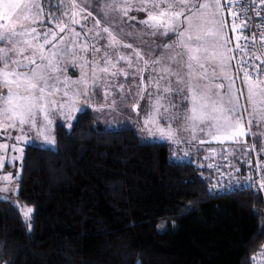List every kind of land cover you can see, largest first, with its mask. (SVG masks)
I'll return each instance as SVG.
<instances>
[{
  "label": "trees",
  "instance_id": "trees-1",
  "mask_svg": "<svg viewBox=\"0 0 264 264\" xmlns=\"http://www.w3.org/2000/svg\"><path fill=\"white\" fill-rule=\"evenodd\" d=\"M56 142L24 150L17 199L33 206L31 228L0 200V264H250L264 241L262 195L213 191L205 167L172 161L164 143L154 160L131 129L102 130L89 111L58 125ZM161 174L173 200L234 222L173 204Z\"/></svg>",
  "mask_w": 264,
  "mask_h": 264
},
{
  "label": "rangeland",
  "instance_id": "rangeland-1",
  "mask_svg": "<svg viewBox=\"0 0 264 264\" xmlns=\"http://www.w3.org/2000/svg\"><path fill=\"white\" fill-rule=\"evenodd\" d=\"M64 3V0H60ZM151 0H130L131 7L127 12L126 16L121 19L120 13L109 12L108 16H105L101 11L102 4L100 0H67V3L72 5V7H58V0H35V3L40 6L41 12L37 18V21L33 23L31 17L29 23H33V27L36 28L37 32L40 33L44 29H50L53 33L59 32V27H64L66 24L70 23V19L80 21L79 24H71L72 33H80V37L77 40L74 35L71 39L75 41L76 47L79 48L83 44L95 45V47L100 48V53H92L91 49L89 51H72L65 56V60L61 62L58 66L62 69V75L60 73H55L54 75L59 76L60 83L56 84V87L60 89L56 93L55 99L58 104L65 105L62 110L53 111L49 116L51 123H48L44 119L45 113L42 111L35 124H25L20 125L17 121L16 127H9L6 132L0 131V144L8 145L7 148H0V189H9L8 191H0V200H6L13 205H15L25 223H27L28 230L31 228L29 217L24 216L25 207L33 209V206L22 203L17 199L18 190V179L21 176L22 162L24 156V150L27 146H38L43 148L55 149L57 147L56 142V127L58 125H63L70 129L75 119L72 117H77L81 112V108H85L89 111L93 117L94 125L100 126L102 130H123L131 129L139 138V140L146 144L151 156L155 160L154 146L158 143H164L168 146L170 152V159L172 161L179 162H191L196 164L201 170L205 167L206 171L203 174L209 179H213L215 182L218 181V176L221 172L228 170L229 166L233 169L242 167L239 163L242 160L245 162L250 154V147L252 145L261 147L264 144L262 135L257 136L254 125L248 129V124L246 123L251 115V108L243 114V119L245 122V136L240 138V144H235L232 141H226L224 145H220L216 141L211 143L200 144L199 139L211 140V137L198 136L197 141H193L188 133H178V137H187V139L178 138L176 140L169 139L166 136V130L168 125L163 121L159 120V123L155 122V117H153L152 124H146L145 121L148 119V112L150 111L149 98L147 92H156L159 74H163L168 80L172 81V86L176 87L177 77L171 76V72H177L178 68L176 65L168 63L164 65H152V59L159 58L164 49L162 45H171L178 40V36L174 33H169L168 36L163 35H150L151 29L145 24L140 23V21L147 20L149 17V11L139 10L137 11L136 5L141 3H150ZM196 2V0H193ZM204 4H213L214 7H208L204 12L211 16L213 12L216 13L215 23L210 22L204 26V31L207 28L212 27L215 31L219 32V36L216 38L208 37L204 41V47L207 49L208 57L215 59H209L207 62L201 56V63H204V67L207 70V80L201 79L200 82L204 84L219 85L224 84L225 86L232 83L235 79V88L232 85L233 92L237 89H241L245 92V97L247 94V89L242 80L245 79L243 73H239L235 66L233 65V44L238 39H240V31L237 27L228 26L226 23V16L222 9V0H200ZM118 7H129L127 4L118 5ZM90 14V15H88ZM152 14H156L153 12ZM85 16H88L85 19ZM53 17H58L59 19H53ZM223 20V30L219 29V21ZM99 20L100 23L96 24L95 21ZM43 22L42 24L40 22ZM111 24L118 25L116 28L110 27ZM59 26V27H58ZM104 27H109L110 32L116 37V41H113L111 37L106 39H101L97 42L93 39V33H101ZM199 26L194 25L193 31L186 33L191 35L193 38L196 35H203L202 31H198ZM236 30H233V29ZM92 30V31H89ZM31 29H29V32ZM87 33V36H85ZM125 33H130L131 35L124 36ZM65 37L69 36V33H63ZM25 40L31 42L34 38L32 36H27ZM49 41L53 40V36L48 37ZM227 41V43H226ZM109 43H113L116 51L112 52L108 56L106 63H101V58L105 55V46ZM124 45H131V48L125 47ZM161 46V47H158ZM4 44H0V48H4ZM32 49L36 50L28 51L25 56L29 58H39V55L43 53L48 55L51 49L44 42L43 39H36L35 43L31 45ZM60 47H64L60 44ZM196 47V45H192ZM179 48H174L169 54L171 56H176L179 52ZM135 53H140L143 55V60H137L135 58ZM147 55H144V54ZM223 53V62L221 63L220 56ZM123 56L124 59L120 60L119 57ZM19 57H13V59H18ZM187 59V57H185ZM92 61L93 63H89ZM129 62H131V67H129ZM147 62V67L145 66ZM107 67L108 72L104 73L103 68ZM153 67L155 70L153 71ZM164 69H168L165 72ZM116 72L117 75L112 76V73ZM203 70L199 69L194 62L193 76L194 78L201 77ZM128 73V75H125ZM213 73H215L216 79H213ZM103 78L106 83L101 84L97 81L96 85L93 86V76ZM180 77L184 76L183 72H180ZM151 76V81L149 77ZM3 76L0 75V80ZM11 79V77H9ZM65 80L69 81V88H75L76 86L72 82L82 81L86 82L88 85V91L86 94H81L79 96L73 95L69 91L67 97L63 96V92L66 90L63 82ZM55 83V81H54ZM111 85L112 87H109ZM118 85H123V88L118 87ZM161 93L164 87H168L166 81H160L159 84ZM183 87V85H180ZM83 91L81 85L80 88ZM223 91V90H221ZM143 96V98H140ZM241 97V104L246 105V98ZM171 101L177 105V109L174 111H183L185 108H190L191 104L181 100L179 93H173L170 97ZM153 101L155 96H153ZM115 101V105H113ZM133 105H138L134 107ZM70 113V115H69ZM179 122L172 124L173 128H176ZM71 125V127H70ZM5 125L0 124V129H3ZM160 129H163L165 134H162ZM257 137H260L257 139ZM243 148V150H241ZM215 149L213 153L211 150ZM22 150V151H21ZM190 153L194 156H188ZM257 154V152H255ZM258 155H256V158ZM264 156L261 157L263 159ZM214 165L209 169L208 165ZM248 166L250 164L246 162ZM157 168L158 164H156ZM217 168L219 171H217ZM209 169V170H208ZM160 170V169H159ZM245 172V170H244ZM11 176L10 180H4L3 177ZM242 174L234 176H241ZM162 182L164 188L166 189L169 198L173 204L181 207L195 210L201 214L210 215L213 217L221 218L227 222H234L233 220L219 215L217 213L202 209L194 208L189 204L184 202L173 200V197L168 190V185L166 184L164 176L161 174ZM211 180V186H213V191L226 193L236 189L235 186H229V182L225 184L218 183L217 186ZM215 186V187H214ZM263 201H264V197ZM249 227L248 225H246ZM251 228V227H250Z\"/></svg>",
  "mask_w": 264,
  "mask_h": 264
},
{
  "label": "snow or ice",
  "instance_id": "snow-or-ice-1",
  "mask_svg": "<svg viewBox=\"0 0 264 264\" xmlns=\"http://www.w3.org/2000/svg\"><path fill=\"white\" fill-rule=\"evenodd\" d=\"M246 2V0H235V3ZM102 4L101 11L105 16H108L109 12L120 13L121 19L127 15L129 11L130 0H100ZM233 0H228V4L231 5ZM127 4L129 7H118V5ZM213 4H204L200 0H151L150 3H141L136 5L137 11L146 10L149 11V17L147 20L140 21L151 29L150 35H163L168 36L169 33H174L178 36V40L171 45H162L164 52L159 58L150 59L152 65H164L174 64L177 66V72H171L170 75L177 77L175 83L176 87L172 86V81L168 80L163 74H159V78L156 81L157 91L147 92L149 98L150 111L148 112V119L146 124L153 123V117L155 122L159 123V120H163L167 125L166 136L169 139L176 140L178 138L187 139V137H178V133H188L193 141L198 140V136L211 137V140L199 139L200 144L211 143L216 141L220 145H224L226 141H232L235 144H240V138L245 136V122L243 114L251 108V115L246 122L250 133L251 127L255 124L259 126L264 124V61L257 67L256 65L250 66V71L245 72V79L242 80V84L246 86L247 94L241 89H237L233 92L232 84L225 86L224 84L202 85L200 80H207V70L204 67V63H201L200 53L203 54V59L207 62L209 59H215V57L209 58L207 49L204 47V41L208 37L216 38L219 36V32L215 31L212 27L207 28L204 31V26L210 22L215 23L216 13L213 12L211 16H208L204 10L208 7H214ZM58 7H72V5L64 0L61 3L58 0ZM251 10V7L241 11V15H245ZM41 12L39 5L35 3V0H0V44H4V48H0V75L3 79L0 80V124L5 125L0 131L6 132L9 127L15 128L16 123L20 125L35 124L40 113H45L44 119L51 123L49 116L56 110H62L65 105L58 104L54 98L56 93L60 91L56 87V84L60 83L59 76L55 73H62V69L58 67L62 61L65 60V56L70 51H89L92 53H100L101 49L95 47V45L83 44L79 48L76 47L75 41L71 39L74 35L78 40L80 33L71 32V24H79L80 21L70 19V23L64 27H59L58 33H53L50 29H44L38 33L36 28L33 27V23L37 21V18ZM155 12L156 14H152ZM90 15V14H88ZM233 16L237 13L233 12ZM32 19L33 23H29V19ZM88 16H85L87 19ZM53 19H59L53 17ZM43 23L42 21L40 22ZM99 24L100 21H95ZM197 25L198 31H202L203 35H196L194 38L186 33L192 32L193 26ZM223 20L219 21V29L223 30ZM110 27L116 28L118 25L111 24ZM249 28V24L243 23L240 25L239 30H246ZM29 29L31 31L29 32ZM233 30H236L235 28ZM92 31V30H89ZM69 33L68 37L61 35L63 33ZM131 35L125 33L124 36ZM32 36L34 39L29 42L24 38ZM53 36V40L49 41L48 37ZM87 36V33H85ZM111 37L113 41H116V37L110 32L109 27H104L101 33H93V39L99 42L101 39ZM36 39H43L44 42L51 49L48 55L41 53L39 58H29L25 56L28 51L35 52L32 49V43H35ZM227 43V41H226ZM63 44L64 47H60ZM196 47H192V45ZM131 48V45H124ZM255 45H253L254 47ZM161 47V46H158ZM179 48L176 56H171L169 53L174 49ZM74 50V51H73ZM116 51L113 43H109L105 46V55L101 58V63H106L108 56L112 52ZM262 56H264V47L259 49ZM144 55H147L146 53ZM13 57H19L13 59ZM187 57V59H185ZM137 60H143V55L135 53ZM253 60H259L260 57L255 54L251 57ZM123 60L124 57H119ZM221 63L223 62V53L220 56ZM194 62L199 69L203 70L201 77L194 78L193 69ZM89 63H93L89 61ZM131 67V62H129ZM147 67V62H145ZM155 68L153 67V71ZM104 73L108 72V68L102 69ZM168 72V69H164ZM180 72L184 73L183 77H180ZM117 75L116 72L112 73V76ZM128 75V73H125ZM11 77V79H9ZM213 79H216L215 73H213ZM151 81V76L149 77ZM55 81V83H54ZM97 81L104 84L106 81L101 77L93 76V86ZM160 81H166L168 87L162 89V93L159 87ZM76 87L69 88V81L63 82L65 91L63 96L67 97L69 91L75 96L86 94L88 91V85L86 82L76 81L72 82ZM234 83V80L232 81ZM81 85L83 91L80 90ZM183 85V87H180ZM112 87L111 85H108ZM123 88V85H118ZM223 90V91H221ZM173 93H179L181 100L189 102L190 108H185L183 111H174L177 109V105L169 98ZM153 96L155 100L153 101ZM241 97L246 98V105L241 104ZM143 98V96H140ZM115 105V101H113ZM138 107V105H133ZM81 112H85L86 109L81 108ZM70 115V113H69ZM72 119H76L72 117ZM179 122L176 128L172 127V124ZM79 121H77V124ZM71 127V125H70ZM162 134H165L163 129H160ZM8 145L0 144V148H7ZM254 149V146H253ZM243 150V148L241 149ZM22 151V150H21ZM213 153L215 149L211 150ZM261 151L264 152V146L261 147ZM214 165H209L213 167ZM260 166V165H258ZM217 171L219 169L217 168ZM4 180H10L11 176L3 177ZM237 186L235 191L239 192L245 190L243 186L236 182ZM215 187V186H214ZM248 187H259L264 190V179H262L258 185H248ZM9 189H0V191H8ZM34 210L29 207H25L24 216L27 218ZM256 211L255 209L253 210ZM163 227V225H160ZM257 236H264V225L257 230ZM264 258V245L261 246L259 252L251 258L250 264H261V259ZM137 264H140L138 261Z\"/></svg>",
  "mask_w": 264,
  "mask_h": 264
},
{
  "label": "built area",
  "instance_id": "built-area-1",
  "mask_svg": "<svg viewBox=\"0 0 264 264\" xmlns=\"http://www.w3.org/2000/svg\"><path fill=\"white\" fill-rule=\"evenodd\" d=\"M249 7H251V10L246 13L247 19H245V15H241L240 13L242 10L248 9ZM222 9L226 16L228 26L237 27L239 30L241 24H249L248 29L239 30L240 39L233 44V65L239 73L245 74V72L250 71V66L256 65L259 67L261 62L264 61V56H262L259 51V49L264 47V0H246V2L240 3L239 5L235 3V0H233L231 5L228 4V0H222ZM233 12H236L237 15L233 16ZM253 45L255 46L253 47ZM253 54L260 57V59L253 60L251 58ZM253 146L254 145L250 147L251 151L246 161L244 162L242 160V162L239 163L242 167L233 169L232 166H229L228 170L219 174L217 182L211 179L215 186H217L218 183L225 184L229 182V186L236 187V182L238 181L246 190L248 189L264 197V190L259 189V187H248V185H258L259 182L264 179V158L261 159V157L264 156V152L260 151V148L256 146H254L253 149ZM262 146H264V144ZM255 152H257V154ZM256 155H258L257 158ZM246 162H248L250 166H248ZM209 165L211 164L209 163ZM209 169H211V167H209ZM234 174L242 175L234 176ZM262 245H264V241L252 254L251 258L259 252ZM260 259L261 264H264V258Z\"/></svg>",
  "mask_w": 264,
  "mask_h": 264
},
{
  "label": "crops",
  "instance_id": "crops-1",
  "mask_svg": "<svg viewBox=\"0 0 264 264\" xmlns=\"http://www.w3.org/2000/svg\"><path fill=\"white\" fill-rule=\"evenodd\" d=\"M234 82H236V80L234 79ZM235 88V83L232 84ZM255 130L257 132V136L262 135L261 137L263 138L262 140L264 141V124H260L259 126L254 125ZM260 137H257V139H259ZM188 156H194V154L190 153Z\"/></svg>",
  "mask_w": 264,
  "mask_h": 264
}]
</instances>
